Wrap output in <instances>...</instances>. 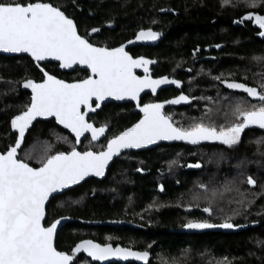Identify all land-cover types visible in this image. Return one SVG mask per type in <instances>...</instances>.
I'll use <instances>...</instances> for the list:
<instances>
[{
  "label": "trees",
  "instance_id": "16d2710c",
  "mask_svg": "<svg viewBox=\"0 0 264 264\" xmlns=\"http://www.w3.org/2000/svg\"><path fill=\"white\" fill-rule=\"evenodd\" d=\"M43 2L64 11L76 23L79 34L94 45L115 48L134 41L129 53L155 61V77L182 82L181 91H162L155 101L164 102L181 94L203 97L191 99L188 104H165L163 111L175 126L192 122L212 123L217 128L227 126L235 122L232 111L236 103H258L224 90L220 81H236L258 90L264 83V60L258 59L264 57L261 30L251 21L236 22L249 12L264 15V3L249 8L243 0H231L223 6L222 0ZM93 28L99 31L89 35ZM149 29L160 33L157 40L136 41L139 31ZM41 67L68 81L70 77L78 80L87 76L79 70L64 75L54 65ZM42 77L30 59L0 55V153L15 143L11 119L30 104V95L21 90L22 83L27 79L38 82ZM138 119L130 105L105 106L91 122L95 127L105 125L106 133L99 141H87L79 148L53 122H38L26 135L18 158L25 160L27 155L26 162L38 167L39 159L46 153L67 152L72 147L78 151H100L107 139ZM190 164H199L200 170L185 171ZM248 176L254 177L255 186L238 184L244 198L252 201L246 208L234 202L240 199L236 193H226L223 199L209 203L207 197L214 189ZM262 186L264 129L249 126L231 147L182 143L124 153L112 163L104 180H89L53 198L46 210L45 225L64 220L55 247L66 253L82 240H92L148 252L146 262L131 264H264ZM205 206L211 208V215L202 211ZM225 219L238 227L219 228L220 231L183 227L190 220L219 224ZM127 224L135 229L126 228ZM76 264L97 263L79 254Z\"/></svg>",
  "mask_w": 264,
  "mask_h": 264
},
{
  "label": "snow or ice",
  "instance_id": "6c2138e0",
  "mask_svg": "<svg viewBox=\"0 0 264 264\" xmlns=\"http://www.w3.org/2000/svg\"><path fill=\"white\" fill-rule=\"evenodd\" d=\"M230 2L231 0H222V6ZM243 2L247 7L255 8L264 3V0ZM244 21L253 22L261 30L259 35L264 37V15L249 12L236 22ZM98 31L99 29L93 28L89 35ZM159 36L160 33L149 29L139 31L135 39L155 41ZM0 51L27 54L43 73L39 83L32 79L22 83L23 88L31 90V102L25 106L26 110L12 118L11 127L18 132V136L14 145L0 153V264H76L81 252L92 261L134 258L146 262L149 255L147 251H132L107 243L101 245L92 240H82L70 253L57 250L54 235L60 220L48 225L43 223L46 202L50 197L55 198L53 194L78 184L85 177H102L106 166L122 149H139L161 140L185 141L189 144L219 141L231 147L239 141L245 128L256 126L264 129V83L258 90L257 87L226 80L220 82L227 89L239 90L258 103L249 104L247 100L236 103L232 111L235 122L227 126L220 125L217 128L212 123L204 122L175 126L164 113V105L188 104L191 99L203 97L190 98L181 94L164 102L141 105L140 96L146 89L155 95L161 85L174 84L179 88L181 83L167 77L153 79L149 75L148 65L155 61L143 57L133 58L125 50V45L115 48L94 45L79 34L72 18L59 7L43 0H0ZM258 59L264 60V57ZM46 60L58 62L61 69L80 65L90 74L84 79L67 83L41 67L40 62ZM136 69H142L144 75H137ZM213 79L219 80L220 77ZM109 98L135 101L142 115L131 127L107 139L103 150L78 151L72 147L67 152L57 151L52 155L46 153L39 159L38 167L26 162L29 158L27 155L25 160L18 158L17 150L21 147L25 131L37 117H54L57 124L72 133L77 144L85 133L90 134L92 142L97 141L105 134L106 126L95 127L86 117ZM188 167L199 168L200 165L192 164ZM245 182L249 186L256 185L252 176H248L246 180L229 182L220 190L214 189L210 193L207 197L209 203L217 198L223 199L226 193H236L240 199H235L234 202L246 208L252 201L244 198L245 194L238 186ZM200 187L205 188L204 185ZM229 202H233V199L229 198ZM202 211L212 214L208 206L203 207ZM183 227L233 229L238 225H234L229 219L219 224L190 220Z\"/></svg>",
  "mask_w": 264,
  "mask_h": 264
},
{
  "label": "water",
  "instance_id": "95a60500",
  "mask_svg": "<svg viewBox=\"0 0 264 264\" xmlns=\"http://www.w3.org/2000/svg\"><path fill=\"white\" fill-rule=\"evenodd\" d=\"M122 45H125V50H126V51H127L128 49H130L131 47L134 46V44H132V43H131V44H129V43H125V44H122ZM120 46H121V45H120ZM118 47H119V46H118ZM0 55H1V56H4V57H8V58H14V57H26V58L30 59V60L36 65V62H34V61L31 59V57H29V56H28L27 54H25V53H4V52L0 51ZM129 55H130V54H129ZM144 59H146V58H144ZM148 60H149V59H148ZM46 64L57 65V66H58V70L61 71V72H63V73H64V72H71V71H73V70H75V69H80L81 71H85V72H87V71L84 69V67H83V66H80V65H73L72 68L61 69V68L59 67V63L56 62V61L46 60V61H42V62H40V65H41V66H42V65H46ZM153 65H154V63L148 65V68H149V75H150L151 77H152L151 68H152ZM135 72H136L137 75H140V76H143V75H144L142 69H136ZM88 73H89V72H88ZM89 74H90V73H89ZM152 78H153V77H152ZM161 78H162V77H161ZM167 78H168V77H167ZM153 79H154V78H153ZM169 79H170V78H169ZM177 81H178V80H177ZM34 82H35V81H34ZM179 82L181 83V87H179V88H177L174 84L161 85V86L157 89V92H156L155 95H153V94L151 93L150 90H147V89H146L145 92L141 93L140 100H141V98H142L143 96H145V95H152L153 97H156L161 91H164V90L174 89V90H176V91H181L182 88H183V84H182L181 81H179ZM229 82H233V81H229ZM37 83H39V82H37ZM238 83H240V82H238ZM220 86H221L224 90H226V91H228V92H230V93H234V94H239V95L246 96L245 93H243V92H241V91H239V90H230V89H227V88L224 86V84H222L221 82H220ZM21 90H22L23 92H26L27 94L30 95V102H31V90H30V89H25V88H23L22 85H21ZM246 97H247V96H246ZM247 98H248L250 101H252V102H256V100H253V99L250 98V97H247ZM127 103H130V104H133V105L136 106V102H135V101H130V100L117 101V100H114V99L109 98V99H107V100L101 102V107L98 108V109H96L95 112H89V113H88V116H87L86 118L88 119V117H89L91 114H94V113L100 111L101 108H102L103 106H105V105H108V104H127ZM139 103H140V101H139ZM11 120H12V119H11ZM51 120L54 121L55 125H56L58 128L62 129L63 131H65V132H67V133H69V134L71 135V137H72L73 139H75V137L72 135V133H71L68 129H65L62 125H59V124L56 123L54 117H48V118L37 117V119L34 120V121L32 122V124L29 126V128L25 131V137H26V135L28 134V132L33 128V126H34L36 123H38V122H49V121H51ZM10 130H11L12 134L16 135V137L18 136V132L14 131V130L12 129V127H11V121H10ZM87 136H90V134H89V133H85V135L81 137V142H82ZM25 137H24V139H25ZM24 139H23V141H22L21 147H22V145H23ZM81 142H80L79 144L76 143V145L79 146V145L81 144ZM179 142H180V141H164V140H161V141H157L155 144L148 145V146H146V147L139 148V149H122L121 152H120V154H119L118 156H114L113 159L109 162L108 166H106V168H105V174H104L102 177H95V176H88V177H85V179L82 180V181H80L78 184H76V185H72V186H70L69 188L62 190L60 193H55V194H53V196H54V197L61 196V195L65 194L66 192H68V191H70V190H73V189H75V188L81 186L82 184H84L85 182H87V181H89V180H93V179L96 180V181H102V180H104V179L106 178V176H107V172H108L109 168L111 167L112 163H113L115 160H117V159H118L123 153H125V152L141 153V152H145V151L152 150V149H154V148H156V147H158V146H160V145H173V144H176V143H179ZM21 147L17 150V155H18V152H19V150L21 149ZM187 170H197V168H190V167H188ZM52 199H53V198L50 197V198H49V201L46 202V210H47V207H48V205H49V203L51 202ZM46 218H47V215L45 216V220L43 221L44 224H45ZM63 225H64V220H60V223L57 225V230H56V233H55V235H54V246H55V242H56L57 234H58V232L62 229ZM93 242H94V241H93ZM94 243H96V242H94ZM79 254H85V253L81 252V253H79ZM79 254H78V255H79ZM85 255H86V254H85ZM86 256H87V255H86ZM88 258L91 260L90 257H88ZM91 261H92V260H91ZM137 261H138V260H135L134 258H129V259H127V260H118V259H116V258H111V259H109V260H107V261H104V262H100V261H92V262L97 263V264H131V263H135V262H137Z\"/></svg>",
  "mask_w": 264,
  "mask_h": 264
},
{
  "label": "flooded vegetation",
  "instance_id": "af4514ba",
  "mask_svg": "<svg viewBox=\"0 0 264 264\" xmlns=\"http://www.w3.org/2000/svg\"><path fill=\"white\" fill-rule=\"evenodd\" d=\"M127 52L129 53V49L127 50ZM130 54V53H129ZM131 55V54H130ZM133 57V56H132ZM141 56H139V57H133V58H140ZM143 58H145V57H143ZM146 59H148V58H146ZM150 60V59H149ZM46 65H53V64H46ZM54 66H56V69L58 70V66L57 65H54ZM154 66H155V64L152 66V68H151V72H152V77L154 78V79H158V78H161V77H155L154 76V71H153V69H154ZM76 70H79V71H81L80 69H75V70H73V71H71V72H61V71H59L60 73H62V74H64V75H70V74H73ZM81 72H84V73H87V75H89V73L88 72H85V71H81ZM43 74V73H42ZM51 75V74H50ZM56 77V76H55ZM57 79H60V78H58V77H56ZM86 78V77H85ZM72 78L70 77V80H71ZM84 79V78H83ZM61 80H64V79H61ZM68 81V80H64L65 82H67V83H72V82H75L76 80H71V81ZM79 80V79H78ZM38 82H41V81H38ZM234 82H236V81H234ZM170 90H174V89H170ZM165 91V90H164ZM176 91V90H175ZM162 92V91H161ZM160 92V93H161ZM159 93V94H160ZM158 94V95H159ZM158 95L156 96V97H153L152 95H145V96H143L142 98H141V100H140V104L142 105V104H144V103H149V102H157V101H155L156 100V98L158 97ZM146 101H145V100ZM148 101V102H147ZM157 103H159V102H157ZM108 105H114V106H123V105H130L132 108H133V113H135V114H138L139 115V119L141 118V113L139 112V109L135 106V105H133V104H130V103H127V104H108ZM108 105H105V106H108ZM95 105L93 104V107H94ZM105 106H103L102 108H101V110L105 107ZM164 107H165V105H164ZM100 110V111H101ZM100 111H98V112H100ZM98 112H96V113H94V114H91L89 117H88V120H89V122L90 123H92L91 122V118L93 117V116H95ZM138 119V120H139ZM138 120L136 121V122H138ZM49 122H53L54 123V121L53 120H51V121H49ZM135 122V123H136ZM134 123V124H135ZM55 124V123H54ZM133 125V124H132ZM131 125V126H132ZM56 126V125H55ZM130 126V127H131ZM57 127V126H56ZM58 128V127H57ZM129 128V127H128ZM258 128V127H257ZM60 129V128H59ZM61 131H63L62 129H60ZM124 131V130H123ZM63 132H65V131H63ZM66 134H68V136L73 140V142H74V144H75V147L76 148H79V147H81L82 145H84L85 143H87V141H91V137L90 136H87V138H85L82 142H81V144L79 145V146H77L76 145V142H75V139H73L72 137H71V135L69 134V133H67V132H65ZM105 133H106V131H105ZM102 137V136H101ZM101 137L97 140V141H99L100 139H101ZM97 141H94V142H97ZM92 142V141H91ZM182 143H187V142H185V141H180L179 143H176V144H173V145H178V144H182ZM201 143H205V144H220V145H225V144H222V143H220L219 141H201L200 143H198V144H201ZM187 144H189V143H187ZM193 145V144H192ZM162 146V145H161ZM164 146H171V145H164ZM155 149V148H154ZM154 149H152V150H154ZM150 151V150H149ZM146 152V151H145ZM125 153H132V152H125ZM142 153V152H141ZM124 154V153H123ZM190 165H192V164H190ZM187 168L188 167H186L185 168V171H188V172H197V171H199L200 170V167L199 168H197V170H187ZM120 228H122V227H124V226H119ZM125 227L126 228H128V229H131V230H134L135 228L134 227H130V225H125ZM221 229V228H220ZM220 229L219 228H216V230L217 231H220ZM122 248H128V249H130V250H132V251H139V250H137V249H133V248H130V247H122ZM141 252H143L142 250H140ZM145 251V250H144Z\"/></svg>",
  "mask_w": 264,
  "mask_h": 264
},
{
  "label": "rangeland",
  "instance_id": "374dc122",
  "mask_svg": "<svg viewBox=\"0 0 264 264\" xmlns=\"http://www.w3.org/2000/svg\"><path fill=\"white\" fill-rule=\"evenodd\" d=\"M256 127V126H255ZM63 140L65 141V139L63 138ZM67 142V141H66Z\"/></svg>",
  "mask_w": 264,
  "mask_h": 264
}]
</instances>
